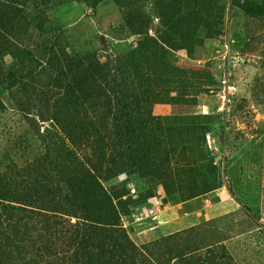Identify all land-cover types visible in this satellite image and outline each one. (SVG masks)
<instances>
[{"label":"rangeland","instance_id":"1","mask_svg":"<svg viewBox=\"0 0 264 264\" xmlns=\"http://www.w3.org/2000/svg\"><path fill=\"white\" fill-rule=\"evenodd\" d=\"M58 166L137 264H264V0H0V264L73 252L13 208Z\"/></svg>","mask_w":264,"mask_h":264},{"label":"trees","instance_id":"2","mask_svg":"<svg viewBox=\"0 0 264 264\" xmlns=\"http://www.w3.org/2000/svg\"><path fill=\"white\" fill-rule=\"evenodd\" d=\"M53 170L57 173L63 172L61 166L47 168L43 174V180L30 183L34 189L27 190L24 196L26 202L20 203L19 206H13V208L43 217L45 230L51 229L53 233L70 232L75 234L72 239L73 243H76L73 252L64 257L60 253L56 254L57 259L60 260L59 264H137L141 254L138 247L120 230L111 227L112 223L106 220L108 214L111 213L109 206L106 211H101L105 213V216L91 205V207L83 208L86 215L80 216L78 222L64 218L63 210H66V207L58 199V196L62 191L69 190L70 187L72 191L76 186L72 183V179L65 175L64 180L60 179L62 174L58 177H56L57 174L50 175ZM63 181L67 184V189L62 184ZM98 191L100 195L104 196L101 190ZM72 194L73 192L64 193V196L68 197ZM84 204L90 205L88 198ZM0 205L3 207L6 204L0 203ZM88 212L89 214H87ZM67 226V231H64L62 227ZM72 227L77 228L72 231ZM4 234L5 231L0 234V251L4 250L2 243ZM125 240L127 241L125 242ZM8 251L11 249L8 248Z\"/></svg>","mask_w":264,"mask_h":264}]
</instances>
